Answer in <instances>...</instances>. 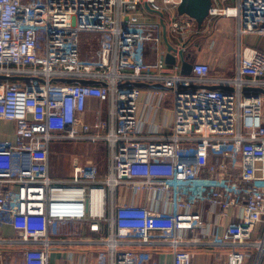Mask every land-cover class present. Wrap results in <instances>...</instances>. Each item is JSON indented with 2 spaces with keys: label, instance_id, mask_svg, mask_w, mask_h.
Returning a JSON list of instances; mask_svg holds the SVG:
<instances>
[{
  "label": "built area",
  "instance_id": "obj_1",
  "mask_svg": "<svg viewBox=\"0 0 264 264\" xmlns=\"http://www.w3.org/2000/svg\"><path fill=\"white\" fill-rule=\"evenodd\" d=\"M230 1L213 0L209 16L264 36V0ZM180 2L0 0V126L14 133L0 138V264L13 250L23 264H50L62 245L95 247L81 264L88 253L95 264H147L159 249L194 264L198 247L219 248L223 264H264V94L244 90L264 88V50L239 49L230 77L196 60L182 73L193 23L176 15ZM67 140L105 145V167L74 159L72 176L53 177L51 144ZM72 224L85 233H52Z\"/></svg>",
  "mask_w": 264,
  "mask_h": 264
},
{
  "label": "crops",
  "instance_id": "obj_2",
  "mask_svg": "<svg viewBox=\"0 0 264 264\" xmlns=\"http://www.w3.org/2000/svg\"><path fill=\"white\" fill-rule=\"evenodd\" d=\"M235 3L236 0L227 2V4L230 5ZM176 15L181 17L180 15H178V13H176ZM146 18H155L154 12H152L148 8L146 12ZM192 23V32L186 40L191 59L207 62L208 64H210L211 72L213 75H220L224 77L235 75L238 60L237 53L239 49H242L243 47H256L264 50V36H259L256 34H247L243 36L238 35L237 29L239 23L236 18L226 16H209L208 22L205 24V27L202 30L197 29L193 20ZM171 40L174 42V38L171 37ZM90 103L92 107H95L99 102L97 99H91ZM87 117L88 119L92 118L91 111L88 112ZM2 126L11 129L13 128L12 124L10 123H3ZM13 136L14 133H12L11 138ZM5 231L7 233H10L12 232V229L7 227ZM220 231H222V228H220ZM84 233V227L72 224L66 226L65 229H63V233L61 235L55 233V236L76 237L79 235H83ZM256 236L257 238L262 237V225H260L258 232H256ZM86 250L95 251L96 248L89 247L87 245L55 246L51 251L50 264H81L82 262L80 252H85ZM202 250L203 251H193L194 264H219L215 259L217 258L215 253L213 254L210 250L206 249ZM69 251L74 252L73 260H70L67 256ZM11 257L12 258L10 259L7 256H3V260H12L10 263L8 262L9 264H23V256L19 252V250H13ZM87 259V264H95V254L88 253ZM144 260L147 264H172V254L167 249H159L152 252H146V254L144 255Z\"/></svg>",
  "mask_w": 264,
  "mask_h": 264
},
{
  "label": "rangeland",
  "instance_id": "obj_3",
  "mask_svg": "<svg viewBox=\"0 0 264 264\" xmlns=\"http://www.w3.org/2000/svg\"><path fill=\"white\" fill-rule=\"evenodd\" d=\"M83 44L88 45L87 42L89 40L88 33H84ZM92 45V44H91ZM88 46L83 47L81 51V58L84 60L85 56H88L86 50ZM0 137H11L13 130L11 128H7L5 126H0ZM2 132V133H1ZM51 164L52 170L51 175L56 178H65L72 176L73 174V162L74 159H77L83 165H94L97 169L102 170L107 162V154L108 149L105 145H94V144H86L84 142H76V141H60V142H52L51 144ZM63 229L65 227L58 226L52 229V233H57L61 235L63 233ZM264 233V223L262 224V234ZM203 248H195V251H203ZM193 250V251H194ZM208 250L211 253H215L217 256L216 261L219 264H223V260L219 257V248H209ZM194 251V252H195ZM226 250L221 249V252L224 254ZM193 252V257H194ZM210 253V252H209Z\"/></svg>",
  "mask_w": 264,
  "mask_h": 264
},
{
  "label": "water",
  "instance_id": "obj_4",
  "mask_svg": "<svg viewBox=\"0 0 264 264\" xmlns=\"http://www.w3.org/2000/svg\"><path fill=\"white\" fill-rule=\"evenodd\" d=\"M213 5V0H181L180 4L177 8V13L180 16H188L192 19L197 27L198 30H202L205 27V24L208 22L210 9ZM146 7L151 10V8L146 5ZM160 16V22L163 28V37L164 41L168 46V53L165 56V60L168 64H174L176 59L174 55L171 53L172 50H176L175 47L170 43L167 33V25L163 18V13L161 11L157 12ZM192 60H184L182 64L181 72L184 74H189L192 70ZM2 78V76H0ZM20 77H13V79H18ZM66 82H72L74 79H64ZM83 83H93L92 80H81ZM137 86L142 87L144 83L138 82L135 83ZM154 87H161L160 85L156 84ZM208 88H222L227 91H231L233 88L230 86L225 85H209ZM245 91H253L255 94H264L263 87H245Z\"/></svg>",
  "mask_w": 264,
  "mask_h": 264
}]
</instances>
